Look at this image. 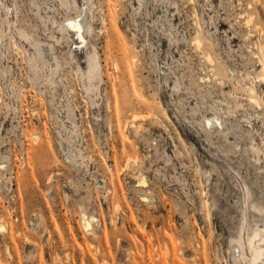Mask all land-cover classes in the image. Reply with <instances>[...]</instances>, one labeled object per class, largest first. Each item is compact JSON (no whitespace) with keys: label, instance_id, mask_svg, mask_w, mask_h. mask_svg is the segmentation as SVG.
I'll use <instances>...</instances> for the list:
<instances>
[{"label":"rangeland","instance_id":"1","mask_svg":"<svg viewBox=\"0 0 264 264\" xmlns=\"http://www.w3.org/2000/svg\"><path fill=\"white\" fill-rule=\"evenodd\" d=\"M262 74L264 0H0V264L259 260Z\"/></svg>","mask_w":264,"mask_h":264},{"label":"bare ground","instance_id":"2","mask_svg":"<svg viewBox=\"0 0 264 264\" xmlns=\"http://www.w3.org/2000/svg\"><path fill=\"white\" fill-rule=\"evenodd\" d=\"M62 1H66V0H62ZM251 20H252V18H251ZM68 23H70V21L68 22ZM67 23V24H68ZM245 23L246 24H249L250 23V19L249 20H246L245 21ZM70 25V24H69ZM71 26L73 27V28H75V29H77L78 30V32L79 33H81L83 30L85 31V29H86V25H85V22H84V20L81 18V16L77 19V20H72L71 21ZM70 26V27H71ZM80 39H82V43L84 44V47H85V51H86V57H89V55H93V53L91 52V49H90V46L86 43V41H84V39L82 38V36H80ZM196 44L197 45H199L200 43H199V41H196ZM197 47H199V46H197ZM207 59L209 60V61H211V58L208 56L207 57ZM133 61H134V59H133ZM89 69H88V73L89 74H92V71L94 70V66L93 65H90L89 64ZM260 80L261 81H264V74H262L261 76H260ZM252 92H253V89H252ZM251 99L252 101H255L256 102V97L255 96H251V97H248V99ZM249 99V100H250ZM251 102V101H250ZM150 113V112H149ZM148 113V114H149ZM139 115L138 114H133V118L135 119V118H137ZM129 161L131 160V161H133V157H129V159H128ZM90 228V227H89ZM89 230V229H88ZM7 251V250H6ZM251 264H264V253L263 254H261V258L259 259V260H256V261H254V262H252Z\"/></svg>","mask_w":264,"mask_h":264}]
</instances>
